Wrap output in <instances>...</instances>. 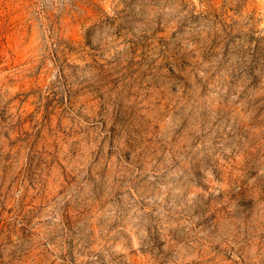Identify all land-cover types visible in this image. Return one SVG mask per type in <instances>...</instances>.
<instances>
[{"label": "rangeland", "instance_id": "1", "mask_svg": "<svg viewBox=\"0 0 264 264\" xmlns=\"http://www.w3.org/2000/svg\"><path fill=\"white\" fill-rule=\"evenodd\" d=\"M0 264H264V0H0Z\"/></svg>", "mask_w": 264, "mask_h": 264}]
</instances>
